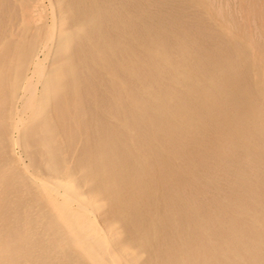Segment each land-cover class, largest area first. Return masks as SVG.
<instances>
[{
  "label": "bare ground",
  "instance_id": "bare-ground-1",
  "mask_svg": "<svg viewBox=\"0 0 264 264\" xmlns=\"http://www.w3.org/2000/svg\"><path fill=\"white\" fill-rule=\"evenodd\" d=\"M35 3L0 34V264H264V0Z\"/></svg>",
  "mask_w": 264,
  "mask_h": 264
},
{
  "label": "rangeland",
  "instance_id": "rangeland-1",
  "mask_svg": "<svg viewBox=\"0 0 264 264\" xmlns=\"http://www.w3.org/2000/svg\"><path fill=\"white\" fill-rule=\"evenodd\" d=\"M2 1V2H1ZM4 1H8V2H5L6 4L5 5H7V7L6 6H3L2 7V5L4 4ZM0 0V3L2 4H0L1 5V7H0V14L2 13H5L6 11V13H5V15L3 14V16H5V20H4V17H2V15L0 16V20L2 21V24L0 23V34H1V31L3 30V27L5 26V25H7V23H10L12 20H14L15 18H17L18 19V17H17V15H15V14H20L19 16L21 17V15H22V17H23V11H25V15H24V17H25V20L27 21V22H29L28 23V25L31 27L30 28V31H32L34 28H35V22L32 20V17H31V15L32 14H34V13H32V12H35V11H33L35 8H33V5L35 6V2L37 1V0H34V1H30V0H17V2H16V0ZM20 1H22L21 3L23 4H21V6L22 7H24V10L22 11V13H19V12H21L20 10L22 9V7H20L19 6V2ZM202 2H204V3H206V4H208L210 7H211V10H212V12L213 11H215L216 13H222V15L224 14V16H225V14L228 16V18H234V20L236 21V22H238V20H239V22H238V24H243V25H245V21H242V19H244L243 17H244V12L243 11H241V9L239 8V7H241L240 5H239V7H237V5L238 4H240V0H238V2L236 3V1L237 0H221V2H219L220 0H213L214 2H210V1H212V0H201ZM225 1H228V2H230L229 4H230V7H229V4H228V2H227V5H226V3H225ZM14 2V3H13ZM220 3V5H219V3ZM235 2V3H234ZM244 2V3H243ZM243 2H241V5H242V9L244 10V8H245V6H246V2L245 1H243ZM11 3H12V5H11ZM32 3V4H31ZM34 3V4H33ZM232 3V4H231ZM30 4H31V7H30ZM215 4V5H214ZM224 4H225V6H224ZM236 6H235V5ZM245 4V5H244ZM232 5H234L236 8H239V9H236L235 7H233ZM15 6H17V8H15ZM215 6H217V7H215ZM219 6V7H218ZM232 6V7H231ZM6 7V8H5ZM9 7V8H8ZM217 8V9H214V8ZM224 7H226L227 9L225 10V8ZM244 7V8H243ZM15 8V9H14ZM223 8V9H222ZM232 8H234L235 9V11L237 12V13H235V11H234V9H232ZM8 9V10H7ZM11 9V10H10ZM224 10V11H222V10ZM232 9V10H231ZM1 10H2V12H1ZM13 10V11H12ZM15 10V11H14ZM32 10V11H31ZM227 10H230V12L229 11H227ZM238 10H239V12H238ZM4 11V12H3ZM19 11V12H18ZM226 11H227V13H226ZM234 13H233V12ZM15 12H18V13H15ZM228 12L230 13V14H232V15H228ZM241 12V13H240ZM14 13V14H13ZM32 13V14H31ZM216 13H215V15H216ZM15 15V18H13L14 16H11V17H9L10 15ZM46 15H47V12H46V10L43 12V20L42 21H45L46 20ZM213 15H214V13H213ZM214 15V16H215ZM234 15V16H233ZM236 15V16H235ZM239 15L241 16H243V17H241V18H239ZM226 16V17H227ZM238 16V17H237ZM219 17H220V15H218V19H219ZM10 18H12V19H10ZM216 18H217V15H216ZM221 18V17H220ZM240 19H241V21L243 22H240ZM16 20V19H15ZM32 20V21H31ZM0 21V22H1ZM5 21V22H4ZM256 21H258V20H256ZM4 24V25H3ZM32 24V25H31ZM253 25V26H252ZM254 23H252L249 27L250 28H254Z\"/></svg>",
  "mask_w": 264,
  "mask_h": 264
}]
</instances>
